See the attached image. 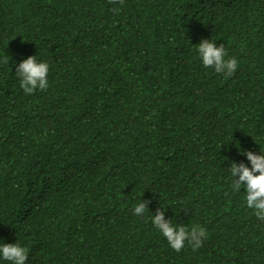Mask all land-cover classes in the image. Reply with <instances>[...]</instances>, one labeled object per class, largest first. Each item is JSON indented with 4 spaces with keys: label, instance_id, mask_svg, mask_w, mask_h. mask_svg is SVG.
Here are the masks:
<instances>
[{
    "label": "trees",
    "instance_id": "obj_1",
    "mask_svg": "<svg viewBox=\"0 0 264 264\" xmlns=\"http://www.w3.org/2000/svg\"><path fill=\"white\" fill-rule=\"evenodd\" d=\"M202 39L234 75L203 66ZM29 56L49 65L31 95ZM261 148L264 0H0V243L26 264H264V221L229 171ZM157 208L204 227L202 247L173 250Z\"/></svg>",
    "mask_w": 264,
    "mask_h": 264
},
{
    "label": "clouds",
    "instance_id": "obj_2",
    "mask_svg": "<svg viewBox=\"0 0 264 264\" xmlns=\"http://www.w3.org/2000/svg\"><path fill=\"white\" fill-rule=\"evenodd\" d=\"M114 5H123L124 0H110ZM114 13L120 11L119 7L112 9ZM197 46L198 55L205 68H213L216 73H222L226 77L234 75L238 68L235 57H228L223 44L217 46L216 42L202 39ZM7 64L9 61L4 59ZM49 65L45 61H38L36 56H29L16 65V76L19 78L20 87L25 94L31 95L37 90L45 91L49 87ZM241 155L246 156L251 167L244 162H232L229 169L232 179V190L239 192L246 188V205L252 209L257 219L264 221V149L260 154L251 150H242ZM150 201L138 203L133 213L142 216L148 210ZM189 209L183 210L188 214ZM154 227L166 238L170 247L179 252L185 242L191 245L193 251L202 247L207 238V230L200 225H193L190 229L184 225H173L172 221L165 218V210L157 208L156 214L151 216ZM0 257L11 264H26L29 259L28 249L17 243H0Z\"/></svg>",
    "mask_w": 264,
    "mask_h": 264
}]
</instances>
